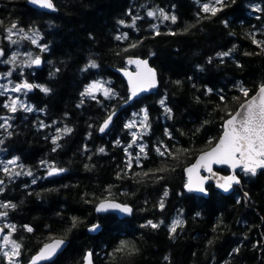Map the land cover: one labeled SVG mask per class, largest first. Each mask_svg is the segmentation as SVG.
<instances>
[{"label": "trees", "instance_id": "trees-1", "mask_svg": "<svg viewBox=\"0 0 264 264\" xmlns=\"http://www.w3.org/2000/svg\"><path fill=\"white\" fill-rule=\"evenodd\" d=\"M52 1L54 9L43 11L27 0H0V74L11 72L7 77L13 81L50 89L35 87L24 95L31 112L19 106L10 112L3 105L13 96L0 95V124L7 120L0 128V203L16 205L0 211L17 226L12 237L21 244V264L53 237L68 244L44 264H80L87 250L94 264H264V169L255 175L240 172L241 183L228 195L208 183V197L186 190L184 174L247 98L240 87L250 96L264 84V44L253 43L264 42V0H225L214 16L202 11L212 0ZM159 9L175 15L176 22L164 20ZM149 11L155 15L149 17ZM13 24L37 32L46 50L31 37L10 40ZM125 34L127 39H116ZM229 50V56L216 55ZM29 51L41 65L27 66ZM13 54L15 62H4ZM128 55L148 57L160 84L123 106L128 89L114 68L123 67ZM90 61L97 67L86 68ZM96 78L114 95L82 97ZM142 109L148 127L134 150L128 147L132 133L126 119ZM113 112L109 130L101 132ZM65 127L72 131H57ZM58 135L59 147L52 142ZM158 147L167 149L163 156ZM3 158L16 159L7 165L11 177L2 170ZM50 166L65 171L49 176ZM28 171L31 176L23 174ZM105 198L131 205L132 214H98L97 203ZM176 219L183 224L170 234ZM150 220L159 227L148 226ZM97 222L100 231L89 233ZM121 241L128 248L116 251Z\"/></svg>", "mask_w": 264, "mask_h": 264}, {"label": "snow or ice", "instance_id": "snow-or-ice-1", "mask_svg": "<svg viewBox=\"0 0 264 264\" xmlns=\"http://www.w3.org/2000/svg\"><path fill=\"white\" fill-rule=\"evenodd\" d=\"M33 4H37L42 8H48V9H54V5L52 0H31ZM217 5H220V7H217ZM225 5V0H212V3H205L202 5V11L205 13H211L213 16L216 15L217 12L221 11L223 6ZM159 15L163 17L164 20H171L173 23L176 22V16H168L165 14L163 9H159ZM149 17H152L155 15L154 12L149 11L147 13ZM138 18V17H137ZM120 23H123V21H120ZM135 23V21H133ZM226 23V22H225ZM17 25L13 24L12 28H16ZM152 27H155L153 25ZM21 32H23V29H20ZM159 34V33H157ZM12 31L9 29V39L11 40ZM27 39L28 37H24ZM117 40L119 39H127V34H125L123 37L117 36ZM12 43H16L15 40L11 41ZM33 44L36 43V39H32L31 41ZM253 43L257 44L258 47H260L264 42H258L255 39H253ZM135 47V45H132ZM46 50L45 48H42L41 51ZM232 50H229L227 52H219L216 55L219 57H226L230 55V52ZM247 54V53H246ZM4 52L3 50H0V56H3ZM29 61L27 62V66H31L33 64L39 65L41 63V59L39 56L35 57L34 59L31 58V54L29 53ZM16 61V55L13 54V56L10 58L9 61L4 62H15ZM209 61L211 62V58H209ZM129 63H134L137 67V72L133 76L131 73L125 72L124 74L129 77L128 83L130 88V96L128 99H132L133 97L137 96L138 93L147 91L150 88H153L156 86V73L155 71L148 67V62L146 60H129ZM91 68H96L97 64L95 61H90L89 64L86 66ZM4 75H11V72L6 73ZM179 83V81H177ZM39 87L41 91L47 93L50 91L47 87L43 85H33L31 83L23 82L16 84L14 87H12L11 91L13 92H21L24 90L31 91L33 88ZM0 89H3V91H0V95H4L8 89L4 85H0ZM96 91H101L103 95L108 98L111 95H114V92L112 89L105 87L100 81H94L88 85H86L85 90L81 93V96H93V93ZM211 91V90H209ZM240 91L243 93L245 97H248L249 91L248 89L244 88L243 86L240 87ZM223 99V97H222ZM83 102V101H82ZM159 103L163 106L164 100H160ZM5 108H7L10 112L15 113L17 111V107L23 108L24 111L31 112L33 109L32 107H26L23 103L19 102L18 99H10L9 103H5L3 105ZM79 107V105H78ZM241 108L244 109L243 112H237L235 115L230 114V118L227 119L224 122L223 125V134L219 137L218 142L215 144L214 147H212L209 151L203 152L197 159L196 163L192 165L191 167L187 168L186 171L188 173L189 179L188 183L185 185V187L192 191L195 189L196 191L204 192V182L205 180L209 179L210 177H201L196 175L195 180L193 179V176L197 173L198 169L203 168L209 173L212 172V165L213 164H220V165H228L229 167L235 169L237 167H241L242 170L245 173H251L252 175H255L257 172V169H264V84H262L259 88L258 93L255 96H252L250 99L246 101L245 104L241 105ZM165 112L170 113V109L167 107L164 108ZM142 112L144 113V119L141 121V125L146 129L148 127L147 119L148 114L146 109H142ZM115 115V112H113L111 115L105 119L103 125L100 127V131L104 132L105 129L109 126L111 123L113 116ZM0 119H4L3 117H0ZM7 124V120L5 119V122L3 124H0V128H4ZM10 126V125H9ZM126 128H132L134 127V122L128 123L125 125ZM58 132H63L65 134L70 133L72 131L71 128L65 127L64 129H57ZM166 135H168L166 130ZM61 137L58 135L53 138V144H56L57 140H59ZM138 137L135 133H133V143L136 142ZM2 142V141H0ZM119 143V141H117ZM57 147H59L58 144H56ZM132 145H128L130 148ZM55 151V148L53 149ZM100 152H104L103 148L99 149ZM127 153V148L125 149ZM145 146L140 147V152L144 153ZM157 153L161 156L165 154L167 149L165 148V151H161V149L158 147L156 149ZM137 160H139V156H137ZM41 163H44L43 161ZM8 164L15 165L16 159H12L7 161V164L4 165L3 171L6 175H9L10 177L13 175L12 171L7 167ZM22 167V165H21ZM128 167H131V158L128 162ZM164 169H160V171H163ZM65 169L63 168H56V167H49L48 175H54L58 172H63ZM21 172H15L14 175L19 176L21 175ZM24 175L31 176L32 173L30 171L23 173ZM144 175H147L145 173ZM221 183H218V187L222 188L225 192H227L233 185L239 184L240 180L237 178L236 175H230L227 177H220ZM36 180L33 179L32 183H35ZM4 182L0 180V184H3ZM2 191V189H0ZM168 193L165 191L164 196H167ZM16 205L12 204L11 202L7 203H0V208H15ZM164 207L163 200L160 202V208L162 209ZM108 209H117L122 213L131 214L133 209L129 207L126 204H117L113 202L104 203L102 202L98 207L97 211H107ZM197 215H199L197 213ZM7 216V212H0V217ZM74 225L75 226V218H73ZM183 221L176 219L173 220L171 225L169 226V232L175 233L178 226H182ZM148 226H151L152 228L159 227L158 224L153 223L151 220L147 222ZM145 225H142L144 227ZM16 225L15 224H6L4 225V228L8 229V234H5L2 237V243H0V253L7 259L8 264H14L16 259L21 255V244L18 243L16 240L12 239V233L16 231ZM99 225H92L89 229L90 231H95ZM25 230L28 232L33 231V229L25 225ZM4 229L0 228V232H3ZM64 244V240H55L50 244H45L40 251L31 258L29 261V264H38L40 261L48 260L52 256H54L57 253V250L61 248V246ZM128 248V244L125 241L120 242V246L116 249V251H122L124 249ZM7 249V250H6ZM234 251H238L237 249H234ZM92 253L89 252L85 255V264H92ZM167 259V257H165Z\"/></svg>", "mask_w": 264, "mask_h": 264}, {"label": "water", "instance_id": "water-1", "mask_svg": "<svg viewBox=\"0 0 264 264\" xmlns=\"http://www.w3.org/2000/svg\"><path fill=\"white\" fill-rule=\"evenodd\" d=\"M27 2H28V4H29L30 6H32V7H34V8H37V9H41V10H43V11L52 10V9H48V8H42V7H40V6L37 5V4H33V3L31 2V0H27ZM52 2H53V1H52ZM53 5H54V3H53ZM137 59H139V60H146V61L148 62V67L152 68V69L155 71V73H156V86L153 87V88L148 89L147 91H144V92H140V93H138L137 96L133 97V98L130 99V100L128 99V100L124 103L123 106L128 105V104H132L135 100L139 99L142 95H147V94H150V93L154 92V91L159 87V84H160L159 75H158V70H157V68H156V67L150 62V59H149L148 57H142V56H136V55H129V56H127V57L125 58L126 67L124 66V67H115V68H114V71L117 72V73H118V74L124 79V81H125V83H126V86H127V89H128V97L130 96V88H129V83H128L129 77L126 76L124 73H125V72H128V73H131L133 76L135 75V73L137 72V67H136V65H135L134 63H129L128 61H129V60H137ZM40 64H41V63H40ZM260 86H261V85H260ZM260 86L256 89V91H255L252 95H250V96H248L246 99H244V100L238 105L237 109H236L231 115H235L237 112H243L244 109L241 108V105H242V104H245L246 101H247L248 99H250L252 96H255V95L258 93ZM114 116H115V115H114ZM114 116H113V117H114ZM229 118H230V115L228 116V118H226V119L224 120V122H225L227 119H229ZM112 120H113V119H112ZM103 123H104V121L101 123L100 127L103 125ZM111 123H112V121H111ZM111 123H110L109 126L105 129V131H108V130H109V128H110V126H111ZM223 125H224V123H223ZM223 131H224V129L222 130L221 135L223 134ZM221 135H220V136H221ZM218 140H219V138H218ZM218 140L215 142V144L218 142ZM215 144L212 145L211 147H209L208 149H206V150L200 152V153L196 156V158L194 159V161H193L191 164L187 165V166L184 168V174H185V178H186V184L188 183V179H189V176H188V173H187L186 169L189 168V167H191L192 165H194V164L196 163L198 157H199L203 152H207V151H209L212 147L215 146ZM221 167H227V168L229 169V172H228V173H223V172H221L220 170H218V169L221 168ZM239 168H241V167H237V168L233 169V168L229 167L228 165L213 164V165H212V172H211V173H209L208 171H206V170L203 169V168H200V169H198L197 173L193 176V179L195 180V176H196V175L201 176V177H210V178L207 179V180H205V182H204V188H205V191H204V192L196 191L195 189H193L191 192H193L194 194L199 195V196L208 197V196H209V190H208V188H207V184H208V183H211V184H213V187H214L216 190H218L219 192H221V193L224 194V195H228V194H230V193L233 192V190H234V188H235L236 185H239V184L241 183V177H240V176L238 175V173H237V170H238ZM259 170H262V169L258 168V169H257V172H258ZM257 172H256V173H257ZM230 175H236L237 178L240 180V183H239V184H235V183H233L232 187H231L227 192H225L222 188L218 187L217 185H218V183H221V182H222V181L220 180V177H227V176H230ZM186 184H185V185H186ZM185 189L188 190L186 187H185ZM102 202H104V203L113 202V203L122 204V205H123V204H126V203H121L120 201H118V200H116V199L105 198V199L100 200V201L97 203L96 209H97V207H98ZM126 205H128L129 207L132 208L131 205H129V204H126ZM132 209H133V208H132ZM96 212H97L98 214L115 213V214H117V216L120 217V218L127 217V216H130V215L132 214V213H131V214L122 213V212H120V211L117 210V209H108L107 211H101V212H98V211L96 210ZM132 212H133V211H132ZM94 224H95V225H99V227H98L95 231H90L89 229H90L91 226L94 225ZM94 224H92L91 226L88 227V231H89V233H91V234L97 233V232H99L100 229H101V223L97 222V223H94ZM0 228H1V227H0ZM0 234H1V232H0ZM61 239L64 240V244L61 246L60 249L57 250V253H56L54 256H52L50 259H48V260H44V261H40V262H38V264H43V263H45V262H51V261H53V260L56 258V256H57V255H58V254H59V253H60V252H61V251L67 246V244H68V241H67L65 238H63V237H53V238H51V239L45 241V242L39 247V249H38L33 255H31V257H30L29 260L26 262V264H29V261L31 260V258H32L33 256H35L45 244H50V243H52V242L55 241V240H61ZM89 252H91V251H90V250H87V251L84 253L83 260H82V262H81L80 264H85V259H84V257H85V255H86L87 253H89ZM91 253H92V252H91ZM91 260H92V264H94L93 254H92V258H91Z\"/></svg>", "mask_w": 264, "mask_h": 264}, {"label": "rangeland", "instance_id": "rangeland-1", "mask_svg": "<svg viewBox=\"0 0 264 264\" xmlns=\"http://www.w3.org/2000/svg\"><path fill=\"white\" fill-rule=\"evenodd\" d=\"M207 3H212V1L211 2H207ZM11 31H12V35L11 36H13L15 39H17L19 36L31 37V39H36V43L35 44L39 45L40 49L44 48L43 44L39 41L40 36H39V34L37 32H35V31H27V30H23V32H21L19 28H14V29L12 28ZM29 53L31 54V58H33V59L35 58L34 54H32L31 51H29L28 53H26V58H25L26 61H29V55H28ZM94 81H100L105 87L108 88L107 83L104 81V79L96 78L93 81H91L90 83H92ZM19 83H23V82L13 81V80L9 79L7 77V75L0 74V85H4V86L7 87V89H8L7 92L10 93L13 96V99H18L19 102L24 103L23 102L24 95H26L29 91H27V90H24V91H21V92H13V91H11L12 87H14L16 84H19ZM1 90H3V89H1ZM99 93H102V92L101 91H96V92L93 93V96L97 97ZM143 119H144L143 113L141 111H137V110L133 111L130 114V116H128L127 119H126L127 124L131 123V122H134V127L130 128L131 133H132V137H131L132 141L130 142V144L132 145L131 148L134 149V150H137L139 148L140 143L138 142V140H136V142L133 143V133H135L137 137L141 134V132L143 131V126L141 125V121ZM132 154H133L132 150H129V155L132 156ZM12 159L13 158H3L2 159L3 164H1L2 168L4 167L5 164H7V161L12 160ZM0 187H1V185H0ZM0 212H2V211H0ZM4 217H0V223H1L0 226L4 229V231L0 235V243H2V237L5 234H8V229L4 228V225H6V224L11 225L12 224L8 220H5ZM12 239H13V237H12ZM0 264H8L7 259L2 255V253H0ZM14 264H21V256H19L16 259Z\"/></svg>", "mask_w": 264, "mask_h": 264}, {"label": "flooded vegetation", "instance_id": "flooded-vegetation-1", "mask_svg": "<svg viewBox=\"0 0 264 264\" xmlns=\"http://www.w3.org/2000/svg\"><path fill=\"white\" fill-rule=\"evenodd\" d=\"M219 170V169H218ZM228 170V169H227ZM221 171V170H220ZM222 172V171H221ZM238 172V174L240 175V172H241V170H238L237 171ZM226 173H228V171L226 172Z\"/></svg>", "mask_w": 264, "mask_h": 264}]
</instances>
